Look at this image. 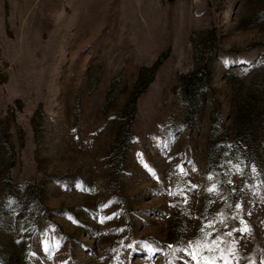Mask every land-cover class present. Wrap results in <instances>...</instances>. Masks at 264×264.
I'll use <instances>...</instances> for the list:
<instances>
[{"label":"rangeland","instance_id":"374dc122","mask_svg":"<svg viewBox=\"0 0 264 264\" xmlns=\"http://www.w3.org/2000/svg\"><path fill=\"white\" fill-rule=\"evenodd\" d=\"M217 235L264 261V0H0V264Z\"/></svg>","mask_w":264,"mask_h":264},{"label":"snow or ice","instance_id":"6c2138e0","mask_svg":"<svg viewBox=\"0 0 264 264\" xmlns=\"http://www.w3.org/2000/svg\"><path fill=\"white\" fill-rule=\"evenodd\" d=\"M177 167L180 168L181 174H184L181 166L178 165ZM237 171H240L239 166H237ZM252 171L254 173L256 172L255 166L252 167ZM224 182L228 183V184L232 183L231 180H226ZM193 187H195V185H193ZM169 194L170 195H175V192L169 193ZM101 207H107V205H102ZM235 207L237 209H239L241 207L240 203H237L235 205ZM106 218L107 219H111V216L106 217ZM101 222H103V221L101 220ZM241 223H243V221H241ZM207 226L211 227L212 226V222H208ZM225 226H227V225H225ZM212 230L215 231V228H213ZM248 230L249 229H247V226L245 225L243 228L232 229L231 231L226 233V235L231 236L232 231L245 232V231H248ZM200 231L203 232V229H201ZM210 235H211V233H207L206 234V236H210ZM221 243H222V236L221 235H217L210 242H206V243H203V244L200 241H196L194 243L190 241L189 242V247L181 249V250L186 252L191 257L192 261H195V264H217V260L218 259L220 261V264H231V261L227 257L224 249L220 248V244ZM127 247H131V245H127ZM148 247H149L150 252L156 251L155 249H152L150 246H148ZM171 247H172V245H169V248H171ZM205 248L208 249V252L211 255L205 256L203 254ZM228 251H231V249H229ZM250 264H255V262L252 261V262H250ZM261 264H264V261H262Z\"/></svg>","mask_w":264,"mask_h":264},{"label":"trees","instance_id":"16d2710c","mask_svg":"<svg viewBox=\"0 0 264 264\" xmlns=\"http://www.w3.org/2000/svg\"><path fill=\"white\" fill-rule=\"evenodd\" d=\"M156 68H157V67H156V65H155L154 67H152V68L150 69L152 75H154V73H155V71H156Z\"/></svg>","mask_w":264,"mask_h":264}]
</instances>
